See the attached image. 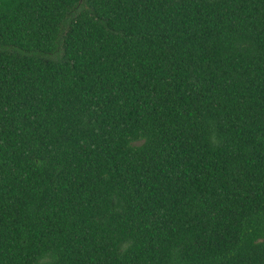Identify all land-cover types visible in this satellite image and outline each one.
Wrapping results in <instances>:
<instances>
[{"label": "trees", "instance_id": "16d2710c", "mask_svg": "<svg viewBox=\"0 0 264 264\" xmlns=\"http://www.w3.org/2000/svg\"><path fill=\"white\" fill-rule=\"evenodd\" d=\"M0 264H264V0H0Z\"/></svg>", "mask_w": 264, "mask_h": 264}]
</instances>
